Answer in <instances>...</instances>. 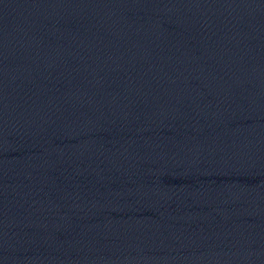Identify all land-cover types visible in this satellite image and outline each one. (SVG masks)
<instances>
[{
  "label": "water",
  "instance_id": "obj_1",
  "mask_svg": "<svg viewBox=\"0 0 264 264\" xmlns=\"http://www.w3.org/2000/svg\"><path fill=\"white\" fill-rule=\"evenodd\" d=\"M0 264H264V0H0Z\"/></svg>",
  "mask_w": 264,
  "mask_h": 264
}]
</instances>
